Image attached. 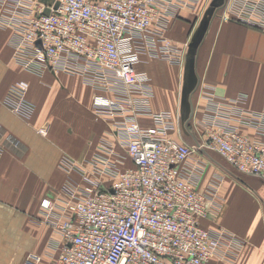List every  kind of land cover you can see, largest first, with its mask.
I'll list each match as a JSON object with an SVG mask.
<instances>
[{
  "label": "built area",
  "instance_id": "obj_1",
  "mask_svg": "<svg viewBox=\"0 0 264 264\" xmlns=\"http://www.w3.org/2000/svg\"><path fill=\"white\" fill-rule=\"evenodd\" d=\"M162 0H0V28L12 34V59L22 68L40 74L46 70L79 73L100 89L110 78L141 95V101L93 97L96 112L125 116L120 127L126 140L130 167L107 164L110 184L82 175L80 194L66 187L61 210L52 225L64 243L55 264H208L213 256L227 255L241 240L223 228H209L201 220L208 214L204 194L196 184L204 165L190 160L193 152H217L236 172L264 182V109L243 116L256 123L257 137H249L229 124L223 106L203 120L205 139L187 143L171 135L178 115L151 111L147 97L149 78L138 70L139 45L154 54L181 61L180 49L168 41L157 47L150 36ZM57 3L55 7L54 4ZM222 20H238L264 30V0L219 1ZM144 43V44H142ZM28 83L15 81L4 104L28 119L33 105L26 97ZM150 114L154 128L142 127L138 113ZM263 121V125L261 124ZM20 142L0 127V152ZM107 149V148H106ZM50 208L47 199L41 201ZM28 254L24 264H38Z\"/></svg>",
  "mask_w": 264,
  "mask_h": 264
},
{
  "label": "crops",
  "instance_id": "obj_2",
  "mask_svg": "<svg viewBox=\"0 0 264 264\" xmlns=\"http://www.w3.org/2000/svg\"><path fill=\"white\" fill-rule=\"evenodd\" d=\"M212 1H161L150 36L157 47L168 41L180 49L179 63L144 45L136 49L138 70L149 78L152 88L146 99L151 111L178 115L171 135L190 144L204 141L203 120L215 114L217 105L228 110L232 127L252 138L258 136L256 123L241 119L264 109V30L238 20H222L218 9L203 32ZM11 34L10 29L0 28V127L20 144L11 146L2 137L0 264H24L30 253L40 257L38 264H55L64 239L52 221L66 214L60 208L66 187L80 194L83 174L110 184L114 178L107 164L119 169L132 165L120 127L131 113L96 112L94 95L132 102L142 98L113 78L98 89L79 73L28 71L12 59ZM192 57L193 67L189 65ZM19 80L28 83L26 97L34 107L28 119L14 114L3 102ZM136 119L144 128L155 127L148 113L140 112ZM205 149L190 158L191 166L204 165L196 184L208 206L201 222L209 228L223 227L241 240L232 252L213 256L208 264H264V221L232 218L233 211L236 217L241 214L232 191L249 196L234 186L228 173L222 174L220 166L230 168L225 160L212 165ZM241 174L250 176L252 183L263 182ZM43 199L50 202V208L42 207Z\"/></svg>",
  "mask_w": 264,
  "mask_h": 264
},
{
  "label": "rangeland",
  "instance_id": "obj_3",
  "mask_svg": "<svg viewBox=\"0 0 264 264\" xmlns=\"http://www.w3.org/2000/svg\"><path fill=\"white\" fill-rule=\"evenodd\" d=\"M204 151L206 152L205 155L208 157V162H210L212 165H221L223 162L221 161L222 157L217 152L209 149H205ZM199 152L201 153V151ZM220 167L222 168V174L226 175V173H228V175H230L233 180L234 186L238 187L244 194L246 193L249 196L247 197L238 194V192L232 191L235 193L234 198L239 201L241 208V214L236 217L234 215L236 211H233L232 218H241V221L245 218L253 220H259L262 218L264 221V183L260 180H258L259 182H257V184L252 183V181H249L250 176L242 175L231 168H225L224 166Z\"/></svg>",
  "mask_w": 264,
  "mask_h": 264
},
{
  "label": "water",
  "instance_id": "obj_4",
  "mask_svg": "<svg viewBox=\"0 0 264 264\" xmlns=\"http://www.w3.org/2000/svg\"><path fill=\"white\" fill-rule=\"evenodd\" d=\"M43 1L46 2V3H48V4H50V3H52L53 0H43ZM220 1H223V0H220ZM218 4L219 3L217 2V0H213L212 1V3H211V9L209 11V14H208L207 18L203 21V24H202V28L201 29H202L203 32H205L207 30L208 25L210 23V20H211L212 16L215 14V11H216V8H217V5ZM54 6L56 7L57 6V3H55ZM189 65L191 67L194 66V58L193 57L190 58Z\"/></svg>",
  "mask_w": 264,
  "mask_h": 264
}]
</instances>
